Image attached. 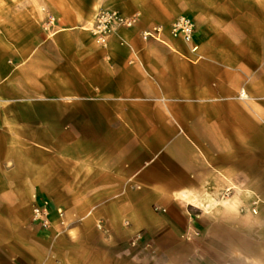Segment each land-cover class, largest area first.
I'll list each match as a JSON object with an SVG mask.
<instances>
[{
  "label": "crops",
  "instance_id": "0c3cea01",
  "mask_svg": "<svg viewBox=\"0 0 264 264\" xmlns=\"http://www.w3.org/2000/svg\"><path fill=\"white\" fill-rule=\"evenodd\" d=\"M0 264H264V0H0Z\"/></svg>",
  "mask_w": 264,
  "mask_h": 264
},
{
  "label": "built area",
  "instance_id": "2783aa9c",
  "mask_svg": "<svg viewBox=\"0 0 264 264\" xmlns=\"http://www.w3.org/2000/svg\"><path fill=\"white\" fill-rule=\"evenodd\" d=\"M52 22V18L49 19L48 24ZM137 23L136 16H123L116 11L103 10L96 14L94 21L92 23L90 32L94 38L97 45L103 46L109 35L113 32L115 28H131ZM164 28L161 25H155L150 29L143 30L141 32V37L143 40H154L157 42H162V34ZM194 32L193 22L185 17L179 16L174 21L171 22L168 27V33L172 38H179L186 44L192 43ZM197 50L196 45L191 46V51L195 52ZM244 94L241 93L240 97ZM31 223L37 225L41 230H47L50 226L48 220V210L47 203L43 202L41 204L33 203L31 209ZM139 238L136 235L134 241Z\"/></svg>",
  "mask_w": 264,
  "mask_h": 264
},
{
  "label": "rangeland",
  "instance_id": "374dc122",
  "mask_svg": "<svg viewBox=\"0 0 264 264\" xmlns=\"http://www.w3.org/2000/svg\"><path fill=\"white\" fill-rule=\"evenodd\" d=\"M30 218H31V216H30ZM29 223H31V220L29 219ZM31 224H33V223H31ZM42 231H44V230H42ZM134 242V239L132 240V243ZM131 245H134V244H131Z\"/></svg>",
  "mask_w": 264,
  "mask_h": 264
}]
</instances>
